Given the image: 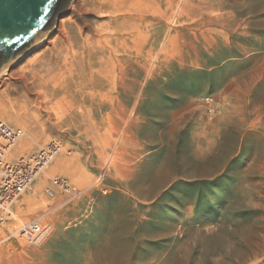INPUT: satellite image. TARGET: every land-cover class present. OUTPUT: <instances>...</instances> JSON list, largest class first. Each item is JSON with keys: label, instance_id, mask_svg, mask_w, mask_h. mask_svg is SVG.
I'll return each mask as SVG.
<instances>
[{"label": "rangeland", "instance_id": "rangeland-1", "mask_svg": "<svg viewBox=\"0 0 264 264\" xmlns=\"http://www.w3.org/2000/svg\"><path fill=\"white\" fill-rule=\"evenodd\" d=\"M72 1L0 74V120L27 135L8 161L60 141L66 162L0 220V264H264V0H197L214 9L155 21L143 39L127 7ZM69 42L60 82L51 65ZM100 78L112 99L82 104ZM34 220L50 229L38 246L16 235Z\"/></svg>", "mask_w": 264, "mask_h": 264}, {"label": "bare ground", "instance_id": "bare-ground-1", "mask_svg": "<svg viewBox=\"0 0 264 264\" xmlns=\"http://www.w3.org/2000/svg\"><path fill=\"white\" fill-rule=\"evenodd\" d=\"M78 0H73L72 1V7L75 6V3H77ZM109 2H112V5H117L119 3V7L117 8V11H123V7H127L128 8V12H129V16L132 20L136 21L140 20V22L138 24H136L134 26V31L136 30V35L135 33L133 32V34L131 35V37L135 38V36H139V38H142L143 39V30H147L146 33H150L151 30H152V27H154L155 25V21H161V20H164V21H177V22H181L182 18L193 12V14H200L203 9L206 11V12H209L214 9L213 6L209 5L206 6V7H201L200 5H197L196 4V1L197 0H158L156 2L155 5H148V6H145V7H148L146 11H140V7H142L144 5V2L142 0H108ZM127 4V5H126ZM163 5L164 8H163ZM64 21V20H63ZM171 23V22H170ZM180 28L182 27V25L179 26ZM59 34H57L56 36L52 37V39L50 40V38H47L48 40H50V43H52L56 38H62V34L65 33V27H64V23L62 22V26H60L59 28ZM146 36H144L145 38ZM151 38V36H149ZM64 40V38H63ZM146 41H148V37L146 39ZM47 42V41H46ZM66 42V41H65ZM167 43V42H166ZM164 43V46L165 44ZM64 44V43H63ZM146 44V42H145ZM64 48L61 49L62 52H66L64 58H65V66L61 67L60 69H57V66L59 64L58 60L56 61V63H53L51 66H54L56 68V71H54V79L55 77H57L58 81H64V79H66V73L69 71V64L73 65V63H69L68 60L70 57H72V53L71 51L72 50V42H69L68 45L66 46H63ZM119 48H120V45L118 44L117 46V49L114 51V53H118L119 52ZM144 48V46H143ZM60 51V54L62 53ZM133 52V51H132ZM131 54V53H130ZM137 56H140V50L137 51V55L135 54V57ZM148 61H152V57L151 55L147 56L146 58ZM65 67V73L63 72V68ZM74 67L75 66H72V70L74 71ZM10 69H6L2 74L3 76L7 75V71H9ZM58 70V71H57ZM49 71H53V67L49 69ZM10 72V71H9ZM2 76V77H3ZM107 81H105L103 78H100L99 80H97V83L95 84V87L94 89H92V91H90L89 93H85V97L83 98L82 100V104H86V102H93L94 100L98 99L100 101V108L101 107H104L105 104L107 103V101H109V99H112V97L110 96L109 92H105L104 93V90H106V84ZM61 84V83H60ZM132 95L135 94V90L133 89L132 91ZM134 97V96H133ZM84 104V105H85ZM112 107H113V110L115 112H118L120 111L122 108H121V105L118 103V104H112ZM107 123L109 125H111L113 122L112 121H107ZM6 124V123H5ZM92 125H94V123L91 122ZM96 124V123H95ZM8 125V124H7ZM9 126V125H8ZM83 126V125H82ZM11 127V126H10ZM13 128V127H11ZM14 129H19V128H14ZM22 130V129H21ZM25 136L26 133H25ZM21 141V140H20ZM18 141L8 152H7V157L5 159V162L6 164H14V163H10V161H8V155L13 151V148L20 142ZM52 145H55L56 147H60L61 146V149L56 152L55 154L51 152L50 153H47L48 155H53V157L50 156V158L47 159L46 162H48L45 166V169L42 170L38 176L36 177V179L34 180V182L36 181V185H35V188H34V193H36L37 191H40L43 187V184H44V176L47 175V172L46 170L48 169L49 171H55L57 169H62V167H64L66 165V162H65V159L61 157V154L64 153V146L60 143V141H51L49 142L47 145L43 146V147H40L39 149H43V148H46L47 146L50 147ZM36 146V145H35ZM40 146V145H39ZM26 147V144L23 143V144H20L18 146V148H16L12 154L10 155H16V154H19L21 152H23ZM37 150V151H40V150ZM36 153V152H35ZM35 153H32L35 154ZM29 154H25V155H21L19 156V160L22 159L23 157H26L28 156ZM31 155V154H30ZM18 160V161H19ZM17 161V162H18ZM16 163V162H15ZM49 176V175H48ZM56 179V177H51L50 178V183L51 185H53L52 181ZM84 180V179H83ZM49 181V180H48ZM33 182V183H34ZM33 183L31 184V186L33 185ZM48 183V182H47ZM30 186V187H31ZM56 188V187H54ZM73 188V187H72ZM47 189V188H46ZM29 190V189H28ZM28 190H26L25 192H27ZM49 190V189H47ZM23 192L22 195L25 193ZM39 193V192H38ZM20 195L17 200L15 201V204L17 203V201L20 199V197L22 196ZM36 195V194H35ZM47 195V194H46ZM23 203L24 204H30L31 203V198L30 197H25L24 200H23ZM22 203V204H23ZM14 204V205H15ZM25 206V205H24ZM44 225V224H43ZM46 227V226H45ZM16 228V227H15ZM18 230V229H17ZM50 230V229H49ZM108 245V244H107ZM106 245V246H107ZM104 253V252H103ZM102 253V255H103ZM107 253V252H105ZM95 254V253H94ZM109 254V253H108ZM107 255V254H106ZM110 255V254H109ZM108 255V256H109ZM104 257V256H103ZM107 258V257H106ZM105 258V259H106ZM111 258V261L110 263H115L116 259L118 258V256L116 254L113 253V256L110 257ZM108 259V258H107ZM103 260V259H102ZM110 260V259H109ZM119 260V259H118Z\"/></svg>", "mask_w": 264, "mask_h": 264}, {"label": "built area", "instance_id": "built-area-1", "mask_svg": "<svg viewBox=\"0 0 264 264\" xmlns=\"http://www.w3.org/2000/svg\"><path fill=\"white\" fill-rule=\"evenodd\" d=\"M24 137L23 130L11 128L0 120V220L2 223L13 219L15 201L30 188L38 174L45 169L47 159L50 156L53 157L47 153L55 154L61 149V146H47L12 165L6 164L7 152ZM52 183L54 187L59 188L68 196L76 197L75 190L69 186L67 181L56 178ZM48 193L54 196L53 190ZM48 234L49 229L36 220L23 225L16 232L20 239L32 246L40 245Z\"/></svg>", "mask_w": 264, "mask_h": 264}, {"label": "water", "instance_id": "water-1", "mask_svg": "<svg viewBox=\"0 0 264 264\" xmlns=\"http://www.w3.org/2000/svg\"><path fill=\"white\" fill-rule=\"evenodd\" d=\"M70 0H0V74L48 36Z\"/></svg>", "mask_w": 264, "mask_h": 264}, {"label": "crops", "instance_id": "crops-1", "mask_svg": "<svg viewBox=\"0 0 264 264\" xmlns=\"http://www.w3.org/2000/svg\"><path fill=\"white\" fill-rule=\"evenodd\" d=\"M22 201H23V200H22ZM15 208H17L16 205L13 206V212H15Z\"/></svg>", "mask_w": 264, "mask_h": 264}]
</instances>
